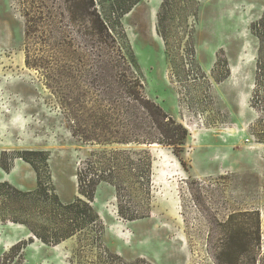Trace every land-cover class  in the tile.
<instances>
[{"label": "rangeland", "instance_id": "rangeland-1", "mask_svg": "<svg viewBox=\"0 0 264 264\" xmlns=\"http://www.w3.org/2000/svg\"><path fill=\"white\" fill-rule=\"evenodd\" d=\"M246 212L264 260V0H0V264H218Z\"/></svg>", "mask_w": 264, "mask_h": 264}, {"label": "trees", "instance_id": "trees-1", "mask_svg": "<svg viewBox=\"0 0 264 264\" xmlns=\"http://www.w3.org/2000/svg\"><path fill=\"white\" fill-rule=\"evenodd\" d=\"M129 84H131V87L127 88V93L132 97L130 98L131 101H139L141 109L148 111L146 102L135 98L136 91H134V85L136 86V80L129 81ZM136 102L135 104L128 102L122 105L126 109V112L131 114L130 117L133 116L134 110L137 109ZM254 216L256 215L248 212L236 213L229 216L224 226L231 231V236L225 239L226 244L222 245L223 248L215 252L216 263L264 264L260 246V220ZM229 241L232 242L230 245L228 244Z\"/></svg>", "mask_w": 264, "mask_h": 264}]
</instances>
